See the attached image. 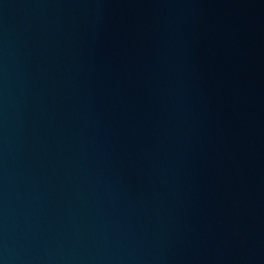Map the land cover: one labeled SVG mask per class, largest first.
Here are the masks:
<instances>
[{
  "label": "water",
  "instance_id": "95a60500",
  "mask_svg": "<svg viewBox=\"0 0 264 264\" xmlns=\"http://www.w3.org/2000/svg\"><path fill=\"white\" fill-rule=\"evenodd\" d=\"M0 264H264V0H0Z\"/></svg>",
  "mask_w": 264,
  "mask_h": 264
}]
</instances>
